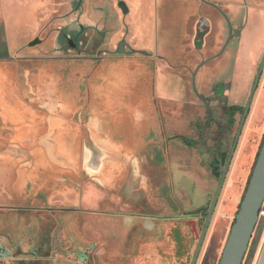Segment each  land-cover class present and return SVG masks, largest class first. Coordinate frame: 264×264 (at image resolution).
<instances>
[{"label":"rangeland","instance_id":"rangeland-1","mask_svg":"<svg viewBox=\"0 0 264 264\" xmlns=\"http://www.w3.org/2000/svg\"><path fill=\"white\" fill-rule=\"evenodd\" d=\"M3 1L18 5L24 0ZM45 1L43 8L37 10L36 14L34 9L21 10L15 7L8 14L13 17L6 19L8 24L4 23L3 17L0 19V96L16 98L19 94L22 100L16 102L17 111L6 112L7 117L17 120L19 114L29 113V109L33 113H45L46 120L38 125L40 128L44 125L47 127L49 117L57 115L54 111L47 112L44 107L33 104L35 99L50 100L48 95L55 97L59 89L61 99L67 98L73 105L74 97L81 99L85 90L83 77L79 82L64 80L65 83L60 84L62 89L58 88L57 82L52 85L48 83L49 92L46 96L42 91V95L38 94L37 83L30 80L32 87L27 94L28 104L24 99L23 74L18 76L17 68L23 73L29 70L32 76H37L43 68L46 73H49L47 69L55 70L51 65H55L59 59L81 62V65L91 61L99 63L109 55L117 58V46L122 41L126 43V53L138 54L140 59L149 54L154 58L147 60L150 71L145 74L143 81L134 79L135 82L128 85L125 94H119L118 90L116 92L117 98L124 102L121 104L125 109L118 106L120 114L112 112L116 115L114 124L110 122V134L112 140L122 143L128 152H81L77 154L79 170L71 173L50 167L34 170V179L38 182L36 187L28 185L26 196L17 195L10 200L8 206L12 209L7 212L12 213L11 218L0 216V223H13L17 219L18 231H21L15 235L17 237L12 236V249L15 244L26 246L28 236H25L24 230L31 221L34 231L37 228V235L40 230H44V223L50 222L51 226L58 223L59 214L47 213L45 210L60 207L57 205L60 201L57 190L63 189L60 179L64 181V186H73L77 193H81V205L73 207L71 198V203L66 202L64 206L80 211L81 233L99 244H104L108 225L103 222L106 217L100 216L101 224L96 226V230L94 224L89 226L88 219L92 212L89 210L94 209L95 205L84 203L87 188L101 193L99 199H95L94 209L100 215H105V211L110 212L111 209L117 213L114 217L125 215L124 218L131 219L138 218L137 213L179 216L183 212L184 215H193L197 212L194 209L203 204L202 211L207 212L220 178L216 170V155L220 154L221 161L225 162L264 52V0ZM137 1L141 5L133 8ZM119 2H124L126 7L131 6V9L127 8V14L119 8ZM207 3L215 5L217 9ZM29 11L31 17L28 13L26 16ZM24 12L25 16H21ZM35 20L38 22L34 23ZM145 20L149 24L142 29L144 36H139L137 29ZM63 36H69V40L77 38V42L73 41L77 48H71ZM34 40H39V43L29 46ZM255 46L259 51L254 54ZM133 50L136 52L132 53ZM153 67L159 75L161 94L169 95L176 86V103L168 98L158 99L156 93L153 96L150 77ZM67 73L71 74L69 71ZM95 74L93 72V79ZM79 76H83V73H79ZM260 94L262 96L245 140L249 144L244 150V159L235 164V153L206 235V240L212 238L213 247L219 245V252L223 250L239 210L264 138V69L253 98L252 110ZM198 96L203 97L206 104ZM92 104L99 107L102 99L98 101V106L97 101ZM83 107L81 105L78 111L82 117L89 114L87 107ZM130 113L134 116L132 120ZM160 115L161 128L158 120ZM248 119L249 115L240 140L242 135H246ZM81 122L86 124L84 120ZM163 133L165 142L159 143ZM30 140L28 128L27 150ZM136 142H139L138 146L134 144ZM245 157L249 158L247 166H244ZM134 162L138 163L134 165ZM245 169L247 173L242 177ZM105 181L109 182L106 187ZM126 192H134V202L128 199ZM24 216L26 219L21 221L19 218ZM114 220L121 225V220ZM169 222L173 225L167 234L170 239L186 234V227V232L181 231L185 222H189L188 219L167 220L163 224L168 225ZM202 226L203 222H199V231ZM139 236L141 238L144 235L139 233ZM161 236L156 234L155 237H149L142 247L145 250L151 248L150 251L155 254ZM62 247L65 248L64 245ZM51 248L56 250L57 247L52 244ZM137 250V245L132 244L131 256H136ZM220 256L221 253L215 264H218ZM210 259L209 255L206 264H210ZM48 264L64 263L56 258Z\"/></svg>","mask_w":264,"mask_h":264},{"label":"crops","instance_id":"crops-1","mask_svg":"<svg viewBox=\"0 0 264 264\" xmlns=\"http://www.w3.org/2000/svg\"><path fill=\"white\" fill-rule=\"evenodd\" d=\"M44 1L45 0H24L21 4L13 5L9 2L6 3L5 1L0 0V19L3 17L4 23L8 24L6 22V19L10 20L11 18L8 14L10 10L12 8L15 9V7H18V9L21 10L34 9L36 10V14L38 12L37 10H41L43 8ZM135 4L136 5H134L133 8L140 4V2L137 1ZM127 8L131 9V6L129 7V5H127ZM2 10L6 11L2 12ZM27 13L29 17L32 16L31 11L26 12V16ZM21 16H25V12ZM36 22H38V20H35L34 23ZM148 24L149 23H147L146 20L144 24H139L140 27L137 29V34L139 36H144L142 29L146 28ZM202 25L205 27L204 24ZM197 31L199 30L197 29ZM199 35L198 38H201L199 37ZM256 50L257 46H255L254 48V54L259 51ZM137 56L139 55L133 54L132 56L126 55L117 58L108 57L100 63L98 68H96V74L93 79L94 85H92L95 92L94 100L98 101V98H105V104L107 105V108L104 109L105 112L102 113L90 110L88 115L80 117L78 113L76 115L75 112L69 113L67 110L63 109L59 111V114L57 116L49 117V119L47 120V127L44 125L40 128L38 123H44V121L46 120L45 118L47 117L45 113H33L27 108L29 113L24 112L23 114H20L18 116L17 120L15 118L12 119L11 116L7 117L6 112H9L11 110L13 112L17 111L14 110L16 106L15 100L11 97L2 98L0 96V210H5L0 212V216L5 217L6 219L11 218L12 213L7 212L8 210L12 209L10 208V206H8L10 200H12V198H15L17 195H20L21 197L26 196V193L28 192V185L35 186V184L38 183L34 179V170H46L48 169V167H50L62 171L66 170L67 172L71 173L79 170L80 163L77 161L79 157L77 156V154H80L81 152H128V149L125 150L122 143L112 140V135L110 134V122H113L114 124L115 115L120 114V112H118V106L121 107L123 105L121 103H124L121 99L117 98V90L119 94L120 92H122V94H125V92L128 90V85L132 81L135 82L134 79L138 81L140 80V82L143 81L145 73L147 71L145 67L146 62L148 59L154 58V56H151L150 54L148 56L143 55V58L141 59ZM250 67L251 62L249 65V70ZM158 76L159 75L154 68L153 81L151 78L153 95L155 96L156 93V98H160L162 100L168 98V100L176 103L178 101V96L174 91L176 89V86L173 87L169 95L166 96L161 94V87L159 85L160 80H158ZM261 96L262 95L260 94L253 110L251 105L248 119L249 122L246 126L245 132L246 135H242V140H240V142L238 143L235 152L236 156L233 160L235 164H237L238 162L241 163L244 159V150L249 144V141L247 140V142H245V140L247 138L248 132L250 131L251 123L257 111L259 99ZM112 112L116 114H113ZM130 117L132 120V117L134 116L130 113ZM82 120H84V122L86 121L85 125L81 122ZM33 124L36 125V127H34ZM28 128L30 129L31 140L30 148L27 150ZM82 132H86V134H82ZM34 136H37V139L33 141L32 138ZM134 144L138 146L139 142H136ZM23 147H25L26 149L23 150ZM251 149L254 150V148ZM129 152H131V150H129ZM28 153H30V161H28ZM248 160L249 158L245 157L244 166H247L246 162H248ZM135 163L138 162H134L133 164L135 165ZM93 166L95 165L93 164ZM88 167L91 168L90 165ZM246 173L247 169L242 172L241 176L243 177ZM32 179L33 183H31ZM60 181V186L63 187L62 191L57 190V196H59L58 198L60 199V202H62L63 204H66V202L71 203L70 200L72 198L73 203L71 205L73 207H75L76 205H81V193H77L73 186H64V181L62 179H60ZM108 183V181L104 182L105 187ZM128 192H126V195H128V199L134 202V192ZM84 194L87 195L86 197L84 196V203L86 202L87 204L89 202L90 206L92 204L96 206V198H98V196H101V193H98L92 188H87ZM204 205L205 204L200 206V208L194 209V211H202ZM95 206L94 209L96 208ZM94 209L89 210L92 211L90 213V218L88 219L89 226L90 224H94V229L96 230V226L101 224V220H99L98 217H106V219H104L103 221L104 225H108L105 229L106 235L104 238V246L107 248V250L109 249L111 253L117 254L120 249L124 250L132 244H139L141 240H136L134 234L142 231L144 228H146V225H148L147 229H152L151 223L150 225L149 222H143L142 224V219L139 217L131 219L127 217L124 218V215L123 217L117 216V218L114 217V214L116 215L117 213H112L113 211L109 215H106V213H104L105 215H100L98 214L97 210ZM107 217H109V219ZM19 219L21 221H24L26 217L24 216L23 218ZM114 219L121 220V225H119V222ZM172 226L173 225H171V222H169L168 225H165L163 224V221L155 224L154 231H156L159 237L161 235L162 236L160 238V241H158L157 247L155 249V252L156 250L157 252L154 254V256H156L157 261L154 264H184L186 262L187 256L192 253L193 236L191 235V233L193 234V230L191 232L188 231V235L185 234L184 240L180 243L177 236L170 239V236L167 235ZM31 227H33V225H31ZM109 227L110 229L108 230ZM185 227L186 226L182 228L181 232H186ZM16 230L18 231L16 218L14 219L13 223L2 222L0 223V238L3 242H9V238L12 237ZM92 232L93 231H91L90 233L92 234ZM109 238L110 240H108ZM211 239L212 238H208L207 240L205 239L197 264H206L209 255L211 256L210 264H215L217 256L222 252H219V245H217L216 247L212 246ZM242 264H264V219H260L255 227Z\"/></svg>","mask_w":264,"mask_h":264},{"label":"flooded vegetation","instance_id":"flooded-vegetation-1","mask_svg":"<svg viewBox=\"0 0 264 264\" xmlns=\"http://www.w3.org/2000/svg\"><path fill=\"white\" fill-rule=\"evenodd\" d=\"M69 36H63V39L66 40L67 44L75 50L77 48V45L73 43V41L76 40L77 38H72L69 40ZM125 42V41H124ZM126 45V43H125ZM125 46H124V51L123 53L119 54L118 53V46L116 50V54L118 57L122 56H132L133 54H128V52H125ZM136 51H132V53H135ZM108 57H113V55H109ZM151 60V59H150ZM103 61V60H102ZM101 61V62H102ZM153 61V60H152ZM71 62V63H70ZM101 62H96V61H91L89 64H84L81 65V62L77 61H65L63 59H59L56 61L55 65H51L52 69L55 70H50L49 73H46L45 69H41L38 73L37 76H32V73L28 70L25 71L24 73L20 71L17 68V71L19 73L18 76H22V81H23V87H24V99L28 103V90H30V86L32 82L30 80H34V82L37 83V88L36 92L38 94H41V91L45 93L47 96L49 92V87L47 86L48 83H51V85L55 82L60 86L58 88H61V83H65L64 80H70L71 81H80L81 78H85L83 81H85L84 87V94L81 99H77L74 97V104H70L69 100L67 101V98H62L61 95L62 93L60 92L59 89H57V93H55V97H51L48 95L50 100H41V99H35L33 101V104H38L41 107H44V109L47 112H53L56 113V115L59 114L60 110H67L69 113L73 112H78L81 108V105L84 106L83 108H86L87 110L91 111H97L98 113L105 112L104 109L107 108V105L105 104V98H98V101L102 99V104L99 105L97 101V106H93V101L94 100V89H93V72H95L96 68L100 65ZM154 62V61H153ZM69 63V64H68ZM154 65V64H153ZM149 65L146 62V73H148L149 70ZM69 69V70H68ZM152 70V69H151ZM70 72L71 74L67 73ZM75 72V74H74ZM83 73V76H79V73ZM73 73V74H72ZM145 73V74H146ZM151 78L152 81L154 79V67L153 70L151 71ZM31 77V79H30ZM28 80V81H27ZM90 84V85H89ZM93 84V85H92ZM193 88L194 87V83ZM92 86V87H91ZM32 87V86H31ZM65 91V90H63ZM53 91H50V93ZM93 92V93H92ZM65 95V92H63ZM89 96V99L87 98ZM154 96V95H153ZM155 98V97H154ZM200 99V96H198ZM77 102H76V101ZM202 102H205V99H200ZM67 102H69L67 104ZM29 104V103H28ZM206 104V102L204 103ZM127 105V104H126ZM123 106V105H122ZM128 108V107H127ZM206 108H209L208 105H206ZM125 109V108H124ZM123 110V109H122ZM109 114V113H108ZM78 115L82 117V114L78 112ZM158 120L161 122L159 123L160 128L162 127V120H161V115L158 117ZM165 135L163 133V138L158 140L159 143L165 142ZM235 155V154H234ZM221 155L217 154L216 155V170L218 172V163L221 161ZM226 161V160H225ZM144 164V161H142ZM222 162V161H221ZM223 164L225 162H222ZM57 205H60L59 208H50L45 211L47 213H52L55 212L58 215L57 218V224L54 226H51L50 222L44 223V230H40V234L37 233V228L34 231V228L31 227V225L34 226L33 222L31 221L28 223V227H26L23 232L25 233V236H28V243L24 247L23 245H16L13 247L10 245V241L12 239L9 238V242H3L2 239L0 238V264H48L50 260H54L56 258H59L64 264H154L156 263V256H154V253L150 251L148 248L145 251V248H143V244L145 241L149 240V237H155L156 236V231L155 229V224L160 222V221H171V220H176V217H186V216H192V214H186L184 215L183 212H180L179 216L171 215L166 213L165 215H154V214H143V213H137L136 216L140 217L142 220L149 221V225L151 223L152 229H147L148 225H146V228H144L142 231H139L138 233H135L136 240H141L139 244H135L138 247L136 256L134 254L131 256L130 252V247L129 246L127 249L125 248L124 250L118 251V253L113 254L110 252V250L104 246V244H99L98 241L96 240H91L83 236L81 233V217H79V210L76 208H65V204L62 202H58ZM5 211V210H2ZM112 212L105 211L106 215H109ZM73 214V216H64L62 214ZM113 213V212H112ZM193 215H200V218L194 219V218H180V220H185L188 219L189 222H185V226L187 228L186 234L188 235V231L193 230V249L192 253L189 254L186 258V262L184 264H190L191 259L193 257L198 238L200 236L201 230H198V223L203 222L204 224V216L206 215V212L204 211H197L193 213ZM175 217V218H174ZM53 223V222H52ZM187 223V224H186ZM52 227V228H51ZM203 227V226H202ZM193 228V229H192ZM189 229V230H188ZM189 232V233H190ZM19 231H15V233L12 236H15V234H19ZM139 233L144 235L140 238ZM17 237V236H15ZM184 235L182 237L178 238L179 242L181 243L184 240ZM138 238V239H137ZM206 239V238H205ZM133 240V239H132ZM205 241V240H204ZM52 244H55L57 247L56 250H53ZM65 248H63V245ZM204 244V243H203ZM203 247V246H202ZM143 248V249H142ZM61 249V250H60ZM202 250V248H201ZM201 253V252H200ZM200 255V254H199ZM149 258V259H148ZM199 258V257H198ZM198 261V260H197ZM197 264V263H196Z\"/></svg>","mask_w":264,"mask_h":264},{"label":"water","instance_id":"water-1","mask_svg":"<svg viewBox=\"0 0 264 264\" xmlns=\"http://www.w3.org/2000/svg\"><path fill=\"white\" fill-rule=\"evenodd\" d=\"M208 4V3H207ZM217 9L215 5L208 4ZM119 8L127 14L128 9L124 2H119ZM230 29V28H229ZM39 43V40H34L29 44V46H35ZM125 42L122 41L118 45V53L121 54L124 51ZM264 69V52L262 54L259 67L254 78L247 102L243 109L229 154L226 158L225 163L221 161L218 163V172L220 173V178L217 184V187L214 191L212 199L210 201L209 208L204 216V224L200 233V236L197 241V245L191 259L190 264H196L201 248L203 246L204 240L206 238L207 232L209 230L210 223L212 221L215 209L222 192L227 173L229 171L231 162L233 160L234 154L236 152L245 122L249 115L251 105L253 102L254 95L258 88L262 73ZM2 75V72H1ZM1 84V81H0ZM1 89V87H0ZM16 98L11 97L12 99L21 100L20 95H16ZM3 98V97H2ZM200 99L203 97L200 96ZM16 106H15V109ZM12 111V110H11ZM20 115V114H19ZM34 125V124H33ZM36 127V125H34ZM33 141L37 139V136H34ZM264 203V138L258 152L256 162L251 173L250 179L248 181V186L245 191V194L242 198V201L239 206V210L234 217V222L230 228L227 240L224 244L223 250L221 252L220 260L218 264H242L245 254L247 252L252 234L255 230V227L259 221V211L261 210ZM175 218V217H174ZM180 218H200V215H192L186 217H176L175 219Z\"/></svg>","mask_w":264,"mask_h":264},{"label":"built area","instance_id":"built-area-1","mask_svg":"<svg viewBox=\"0 0 264 264\" xmlns=\"http://www.w3.org/2000/svg\"><path fill=\"white\" fill-rule=\"evenodd\" d=\"M260 219H264V209L261 208V210L259 211V220Z\"/></svg>","mask_w":264,"mask_h":264},{"label":"trees","instance_id":"trees-1","mask_svg":"<svg viewBox=\"0 0 264 264\" xmlns=\"http://www.w3.org/2000/svg\"><path fill=\"white\" fill-rule=\"evenodd\" d=\"M217 169V168H216ZM262 208L264 209V206H262Z\"/></svg>","mask_w":264,"mask_h":264}]
</instances>
